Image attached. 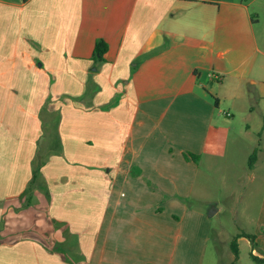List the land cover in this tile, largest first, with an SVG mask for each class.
<instances>
[{
	"label": "crops",
	"instance_id": "0c3cea01",
	"mask_svg": "<svg viewBox=\"0 0 264 264\" xmlns=\"http://www.w3.org/2000/svg\"><path fill=\"white\" fill-rule=\"evenodd\" d=\"M251 1L0 0V264H203L185 209L218 107L248 82L245 133L264 115Z\"/></svg>",
	"mask_w": 264,
	"mask_h": 264
},
{
	"label": "rangeland",
	"instance_id": "374dc122",
	"mask_svg": "<svg viewBox=\"0 0 264 264\" xmlns=\"http://www.w3.org/2000/svg\"><path fill=\"white\" fill-rule=\"evenodd\" d=\"M249 9L262 47L264 0L251 1ZM244 88L245 93L241 98L226 100V103L221 101L218 109L227 112L230 109L228 103L233 107L230 110L234 114L231 117L222 115L223 118L231 119L226 130L223 125L226 135L222 134L220 139L208 141L206 152L214 150L217 155L201 157L199 182H196L194 192L186 199L187 215H203L202 242L207 233L204 222H210L207 224L209 237L206 251L202 255L203 264H264V134L263 131L262 136L259 133L260 126L264 125V115L260 116L258 129L246 134L244 113L251 107H256L257 89L252 88L248 82H245ZM260 104L264 112V101ZM253 121L257 122L258 118L250 120ZM52 132L53 128L46 122L45 134L40 141L42 147H45L49 141V133ZM254 152L256 164L254 170H251L249 163ZM22 208L18 207L15 211L22 215ZM24 208L25 216L32 217L36 213L26 203ZM210 210L213 211L212 215H209ZM241 234H245L249 241L247 238L238 240L239 256L234 261L230 243ZM92 260L95 261L96 256Z\"/></svg>",
	"mask_w": 264,
	"mask_h": 264
},
{
	"label": "trees",
	"instance_id": "16d2710c",
	"mask_svg": "<svg viewBox=\"0 0 264 264\" xmlns=\"http://www.w3.org/2000/svg\"><path fill=\"white\" fill-rule=\"evenodd\" d=\"M107 50V43L105 41H103L102 39H99L96 41V44H95V47H94V52H93V57L95 59H97L98 61H102L104 60V53L106 52ZM256 158V153L254 152L252 154V156L250 157V166L253 164L254 160ZM44 163V159H38L36 158V160L33 162V171L35 172V174L37 175L39 173V168L40 166ZM29 191L27 193V196H26V204L28 206H30L33 202V192H32V189L34 187V183H30L29 185ZM237 238H234L231 243H230V247H231V250L234 254V261L237 259V257L239 256V249H238V242H237ZM234 264V263H232Z\"/></svg>",
	"mask_w": 264,
	"mask_h": 264
},
{
	"label": "water",
	"instance_id": "95a60500",
	"mask_svg": "<svg viewBox=\"0 0 264 264\" xmlns=\"http://www.w3.org/2000/svg\"><path fill=\"white\" fill-rule=\"evenodd\" d=\"M212 214H213V211L210 210V211H209V215H212Z\"/></svg>",
	"mask_w": 264,
	"mask_h": 264
}]
</instances>
